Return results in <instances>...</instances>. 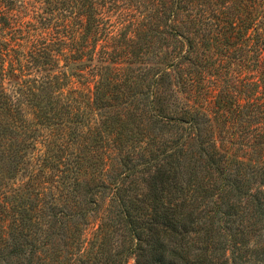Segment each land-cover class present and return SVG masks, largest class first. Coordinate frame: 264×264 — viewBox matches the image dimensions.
Masks as SVG:
<instances>
[{"label": "trees", "instance_id": "16d2710c", "mask_svg": "<svg viewBox=\"0 0 264 264\" xmlns=\"http://www.w3.org/2000/svg\"><path fill=\"white\" fill-rule=\"evenodd\" d=\"M0 264H264V0H0Z\"/></svg>", "mask_w": 264, "mask_h": 264}, {"label": "rangeland", "instance_id": "374dc122", "mask_svg": "<svg viewBox=\"0 0 264 264\" xmlns=\"http://www.w3.org/2000/svg\"><path fill=\"white\" fill-rule=\"evenodd\" d=\"M75 81L77 80L76 78L74 79ZM77 84V83H76Z\"/></svg>", "mask_w": 264, "mask_h": 264}]
</instances>
